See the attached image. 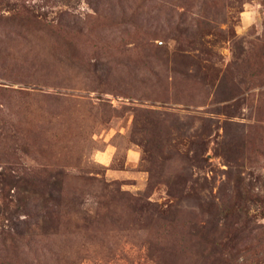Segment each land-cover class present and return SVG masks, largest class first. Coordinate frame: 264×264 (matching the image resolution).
Returning <instances> with one entry per match:
<instances>
[{
    "label": "rangeland",
    "instance_id": "obj_1",
    "mask_svg": "<svg viewBox=\"0 0 264 264\" xmlns=\"http://www.w3.org/2000/svg\"><path fill=\"white\" fill-rule=\"evenodd\" d=\"M0 264H264V0H0Z\"/></svg>",
    "mask_w": 264,
    "mask_h": 264
},
{
    "label": "trees",
    "instance_id": "obj_2",
    "mask_svg": "<svg viewBox=\"0 0 264 264\" xmlns=\"http://www.w3.org/2000/svg\"><path fill=\"white\" fill-rule=\"evenodd\" d=\"M52 198V197H51ZM59 197H57V199H58ZM53 199V198H52ZM54 200V199H53ZM227 240H228V237H227ZM233 240L232 239H229V244L232 242ZM221 244L223 245L224 243L223 242H221ZM228 244V245H229Z\"/></svg>",
    "mask_w": 264,
    "mask_h": 264
}]
</instances>
